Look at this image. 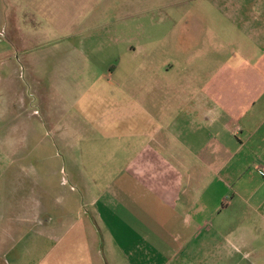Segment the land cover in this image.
I'll list each match as a JSON object with an SVG mask.
<instances>
[{
  "label": "rangeland",
  "instance_id": "obj_1",
  "mask_svg": "<svg viewBox=\"0 0 264 264\" xmlns=\"http://www.w3.org/2000/svg\"><path fill=\"white\" fill-rule=\"evenodd\" d=\"M260 29L264 0H0V263L129 264L95 204L131 156L120 135L152 128L141 101L185 113ZM219 131L251 165L231 197L260 193L264 140Z\"/></svg>",
  "mask_w": 264,
  "mask_h": 264
},
{
  "label": "crops",
  "instance_id": "obj_2",
  "mask_svg": "<svg viewBox=\"0 0 264 264\" xmlns=\"http://www.w3.org/2000/svg\"><path fill=\"white\" fill-rule=\"evenodd\" d=\"M5 42L1 33L0 57L10 52ZM248 42L223 76L184 101L185 113L171 119L161 108L166 100L141 101L152 128L120 135L128 140L120 151L131 156L119 161L117 180L105 184L95 204L127 263L264 264V238L257 236L264 235V188L231 197L238 182H252L251 165H237L243 149L222 141L219 131L247 132L246 145L264 140V30ZM227 83L234 86L230 96Z\"/></svg>",
  "mask_w": 264,
  "mask_h": 264
},
{
  "label": "built area",
  "instance_id": "obj_3",
  "mask_svg": "<svg viewBox=\"0 0 264 264\" xmlns=\"http://www.w3.org/2000/svg\"><path fill=\"white\" fill-rule=\"evenodd\" d=\"M261 176L264 177V169L260 172Z\"/></svg>",
  "mask_w": 264,
  "mask_h": 264
}]
</instances>
